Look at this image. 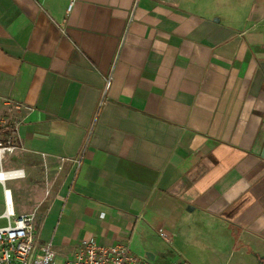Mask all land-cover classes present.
Masks as SVG:
<instances>
[{
    "label": "crops",
    "instance_id": "1",
    "mask_svg": "<svg viewBox=\"0 0 264 264\" xmlns=\"http://www.w3.org/2000/svg\"><path fill=\"white\" fill-rule=\"evenodd\" d=\"M4 134L62 257L264 264V0H0Z\"/></svg>",
    "mask_w": 264,
    "mask_h": 264
},
{
    "label": "built area",
    "instance_id": "2",
    "mask_svg": "<svg viewBox=\"0 0 264 264\" xmlns=\"http://www.w3.org/2000/svg\"><path fill=\"white\" fill-rule=\"evenodd\" d=\"M15 148L10 141L7 147L0 143V151L13 152ZM0 159H3V153ZM6 173L14 174L13 178L23 177L21 170ZM12 177L0 179L5 207L0 217L7 220V225L0 227V264H55L60 255L53 242H37L36 213L18 214L16 211L12 191L6 186V182ZM63 264H151V260L146 256L136 255L127 243L106 245L90 238L82 242L73 253L65 256Z\"/></svg>",
    "mask_w": 264,
    "mask_h": 264
},
{
    "label": "rangeland",
    "instance_id": "3",
    "mask_svg": "<svg viewBox=\"0 0 264 264\" xmlns=\"http://www.w3.org/2000/svg\"><path fill=\"white\" fill-rule=\"evenodd\" d=\"M7 136H8L7 134L0 135V143L3 144V147L8 146L9 140ZM15 161H16V155L13 154V152H9L6 150L5 152H3V159L2 160L0 159V171L3 168H7L9 164H13ZM6 186L22 189L24 188V183L23 181H20V180H9L6 182ZM4 209L5 207H4V202H3V185L0 183V215L3 213ZM5 225H7V220L3 217H0V227H3ZM57 248H60V247L55 246V249ZM131 250L138 256H146V255L138 254L132 247H131ZM64 259H65V256L64 257L58 256L55 264H63ZM179 262H185V261L176 259L174 255H170V254H168L167 257L161 258L160 261L151 260V264H177ZM210 264H213V263H210Z\"/></svg>",
    "mask_w": 264,
    "mask_h": 264
},
{
    "label": "bare ground",
    "instance_id": "4",
    "mask_svg": "<svg viewBox=\"0 0 264 264\" xmlns=\"http://www.w3.org/2000/svg\"><path fill=\"white\" fill-rule=\"evenodd\" d=\"M2 153H3V151H0V155ZM6 172H9V171H5V170L0 171V179L7 180V179H9V177H12V175L14 176V174L6 173ZM10 179H13V177Z\"/></svg>",
    "mask_w": 264,
    "mask_h": 264
},
{
    "label": "water",
    "instance_id": "5",
    "mask_svg": "<svg viewBox=\"0 0 264 264\" xmlns=\"http://www.w3.org/2000/svg\"><path fill=\"white\" fill-rule=\"evenodd\" d=\"M262 157L264 158V150H263V153H262ZM148 255L150 256V253H148ZM150 260H153L154 259V255L151 254V256L149 257Z\"/></svg>",
    "mask_w": 264,
    "mask_h": 264
}]
</instances>
